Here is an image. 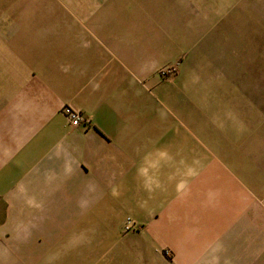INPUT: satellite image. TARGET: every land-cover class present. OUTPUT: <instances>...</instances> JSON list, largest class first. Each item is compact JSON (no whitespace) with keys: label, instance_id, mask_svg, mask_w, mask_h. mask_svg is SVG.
Here are the masks:
<instances>
[{"label":"crops","instance_id":"obj_1","mask_svg":"<svg viewBox=\"0 0 264 264\" xmlns=\"http://www.w3.org/2000/svg\"><path fill=\"white\" fill-rule=\"evenodd\" d=\"M37 1L0 19V233L69 221L70 264H262L264 113L211 87L158 100L167 40L141 0ZM127 216L140 228L120 238Z\"/></svg>","mask_w":264,"mask_h":264},{"label":"rangeland","instance_id":"obj_2","mask_svg":"<svg viewBox=\"0 0 264 264\" xmlns=\"http://www.w3.org/2000/svg\"><path fill=\"white\" fill-rule=\"evenodd\" d=\"M7 1L13 0H0V19L5 16L2 11L8 7ZM141 1V9L157 16L159 41L167 40L163 41L167 51L158 54L155 72V84L161 87L158 100L170 96L179 105L177 101L190 95L195 96L193 103L211 87L220 102L238 107L253 102L255 111L264 113V0ZM10 31L7 26L0 31L1 41ZM4 48L0 45V68L6 63ZM168 68L172 71L160 74ZM129 220L133 225L126 228ZM6 225L0 221V228ZM12 225L13 235L0 233V264H26L29 260L38 264L45 257V264H70L71 238L68 233L59 237V228L68 229L69 221H13ZM139 228L137 220L127 216L118 225V235L131 238ZM165 255L171 254L166 251ZM206 256L209 262L201 264H220L215 262L216 255ZM248 256L254 264L262 259L260 252Z\"/></svg>","mask_w":264,"mask_h":264},{"label":"built area","instance_id":"obj_3","mask_svg":"<svg viewBox=\"0 0 264 264\" xmlns=\"http://www.w3.org/2000/svg\"><path fill=\"white\" fill-rule=\"evenodd\" d=\"M172 69L168 68V69H162L160 71L161 75H164L167 72H171ZM61 113L68 119L69 124L71 126H79L83 123L84 126L88 125V119L85 115L82 114V112L80 110H76L74 108H71L69 106H64L61 109ZM132 221H128L126 224V228L132 226Z\"/></svg>","mask_w":264,"mask_h":264}]
</instances>
